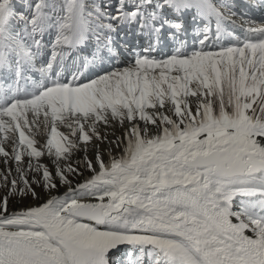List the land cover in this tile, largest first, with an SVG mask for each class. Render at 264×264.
Returning a JSON list of instances; mask_svg holds the SVG:
<instances>
[{
	"label": "snow or ice",
	"instance_id": "obj_1",
	"mask_svg": "<svg viewBox=\"0 0 264 264\" xmlns=\"http://www.w3.org/2000/svg\"><path fill=\"white\" fill-rule=\"evenodd\" d=\"M0 264H264V0H0Z\"/></svg>",
	"mask_w": 264,
	"mask_h": 264
},
{
	"label": "bare ground",
	"instance_id": "obj_2",
	"mask_svg": "<svg viewBox=\"0 0 264 264\" xmlns=\"http://www.w3.org/2000/svg\"><path fill=\"white\" fill-rule=\"evenodd\" d=\"M239 3L241 4V5H243L244 4V0H241V1H239ZM237 11H239V9H237ZM255 19H257L258 21L261 19V13H259L258 11H257V13L255 14V17H254ZM233 19H239L238 17H233ZM111 131V130H110ZM116 131V130H115ZM117 132V131H116ZM118 133V132H117ZM63 191V189L61 190V192Z\"/></svg>",
	"mask_w": 264,
	"mask_h": 264
},
{
	"label": "rangeland",
	"instance_id": "obj_3",
	"mask_svg": "<svg viewBox=\"0 0 264 264\" xmlns=\"http://www.w3.org/2000/svg\"><path fill=\"white\" fill-rule=\"evenodd\" d=\"M116 131L118 132V133H117V132H116V133H117V134H119V132H120V129H119V128H117V129H116ZM104 147H106V146H104ZM116 151H118V149H117Z\"/></svg>",
	"mask_w": 264,
	"mask_h": 264
}]
</instances>
